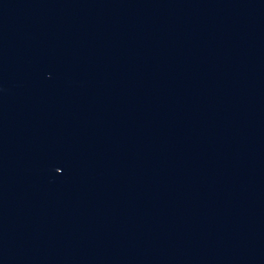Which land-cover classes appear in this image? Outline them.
<instances>
[{"label":"water","instance_id":"water-1","mask_svg":"<svg viewBox=\"0 0 264 264\" xmlns=\"http://www.w3.org/2000/svg\"><path fill=\"white\" fill-rule=\"evenodd\" d=\"M0 264H264V0H0Z\"/></svg>","mask_w":264,"mask_h":264}]
</instances>
